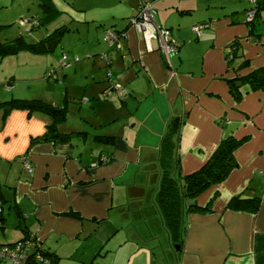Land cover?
Listing matches in <instances>:
<instances>
[{"label": "crops", "instance_id": "obj_1", "mask_svg": "<svg viewBox=\"0 0 264 264\" xmlns=\"http://www.w3.org/2000/svg\"><path fill=\"white\" fill-rule=\"evenodd\" d=\"M51 1L73 23L66 27L79 35L69 58L66 55L72 65L63 70V78L69 83L77 76L85 77L83 94L88 98L79 101L78 119L71 123L66 119L59 126L61 133H76L66 143L33 142L45 132L47 120L41 115L12 110L4 116L0 111L1 230L5 233L3 206L8 203L21 232L0 246L29 233L58 257L56 264L63 259L62 253L84 246H89L85 257L90 260L110 252L108 242L113 239L121 247L119 236L127 224L144 222L138 237L162 239L164 249L176 253V264H264V92L243 88L236 102L225 81L264 67V35L256 32L258 40H250L244 11L248 7L238 10L226 3L213 4L215 0H151L157 23L169 30L178 45L177 53L167 60L158 41L145 42L127 25L141 0ZM39 3L0 0V11L10 15L5 21L0 18V27L15 24ZM205 22L200 36H195L192 28ZM108 28L124 32L112 49L103 41ZM19 30L15 38H0V42L19 37L33 41L30 33ZM38 34L37 39L42 37ZM236 40L239 57L232 66L237 72L228 69L226 62V49ZM47 56L26 51L2 56V79L10 87L0 90V99L14 95L13 83L22 74L25 78L20 81L29 83L43 82V73L51 69L58 76ZM35 72L39 77L33 79ZM115 85L128 95L101 99ZM175 117L183 121L178 146L182 175L199 170L227 135L249 140L234 153L238 167L196 198L203 207L217 193L212 211L184 214L183 235L171 241L154 199L160 142L168 121ZM94 136L115 140L104 145ZM236 195L259 198L258 211L226 209ZM150 247L148 264H156L152 242Z\"/></svg>", "mask_w": 264, "mask_h": 264}, {"label": "trees", "instance_id": "obj_2", "mask_svg": "<svg viewBox=\"0 0 264 264\" xmlns=\"http://www.w3.org/2000/svg\"><path fill=\"white\" fill-rule=\"evenodd\" d=\"M39 1L43 17H36L38 25L34 28L41 26L45 27L48 22L62 13L55 7L51 0ZM250 8L251 5L244 10L245 13ZM256 9V15L251 22H246L245 18V23L251 38L250 40L254 41L258 40L260 36L259 34H256V23L261 18V14L264 11V0H258ZM136 15L137 10L136 14L130 19L135 18ZM130 19L127 23L128 26H130ZM203 24H206V22L202 23V25ZM67 31H69V29L66 26H60L51 31L43 40L34 44L26 43L22 37L3 43L0 42V57L14 55L20 51H29L35 55L53 53L59 46L62 37ZM114 31L118 36H121L124 33L123 31ZM228 47L230 48V52L226 53V62L228 69L232 70L234 69L232 66L234 60L239 57L237 53L238 41H234ZM245 65L246 63L244 62L242 67ZM234 70L237 72L238 69L235 68ZM52 73L55 74L54 71H52ZM225 81L228 86V92L231 94L232 98L238 102L244 94V91L242 90L243 88L249 89L250 91L260 90L264 92V67L258 68L245 76H234L230 79L227 78ZM126 96L119 99H124ZM12 110H25L29 115L38 114L46 118L47 124L44 134L33 142L41 141L54 144L66 143L70 142L72 137L76 135V133L65 134L59 131V126L67 119V110L64 106H55L39 99L25 100L15 98L0 103V111H2L4 116ZM182 124L183 121L178 117L172 118L168 121L166 131L160 142L157 160L159 184L155 193L154 201L162 217L164 228L171 241H176L179 238L181 239L183 235L185 227L183 224L184 214L208 213L212 211V203L217 198V193H215L210 198L207 205L203 207L196 204V198L210 187L222 183L228 177L230 172L238 167L234 158V153L249 140V137L236 139L231 135H227L221 140L211 157L199 170L188 175H182L180 172V153L178 152ZM84 134L86 133H82V135ZM94 139L104 145H109L113 144L115 137L94 136ZM0 203L2 206L3 203L1 200ZM259 207V198L253 197L251 199H244L241 195L232 197L226 205V209L228 210L245 211L250 213H256ZM30 237L31 235L29 233H25V236L21 240L5 246L15 245L18 242L28 240ZM41 254L44 258L49 259L50 264H56L58 257L47 252L43 248ZM27 264L40 263L34 259V256H31Z\"/></svg>", "mask_w": 264, "mask_h": 264}, {"label": "rangeland", "instance_id": "obj_3", "mask_svg": "<svg viewBox=\"0 0 264 264\" xmlns=\"http://www.w3.org/2000/svg\"><path fill=\"white\" fill-rule=\"evenodd\" d=\"M227 4L228 7L237 8L238 10H242L246 6L249 7L250 4L248 0H215L213 4ZM214 6V5H212ZM38 15L42 18L43 14L39 6H33L29 10H26L25 14L21 17L17 18V22L15 24H11L7 28L0 27V38L3 40L6 39H13L18 36L21 30H26L27 34L33 40L32 42L28 43H36L39 42L40 39L51 31L56 29L59 26H68L69 24L72 26L73 23H70L69 18L66 14H59L57 17L53 18L50 22H48L45 28L38 27L35 30L31 29L32 26L30 23H26L25 20L30 18H36ZM10 16V15H8ZM8 16L0 11V18L4 17V21L7 20ZM39 18V17H38ZM72 28V27H71ZM6 31V32H5ZM256 32L259 34L264 35V11L261 14V18L256 23ZM38 33L42 34V37L38 38ZM8 35L10 37H8ZM82 35V40H84L83 32H80ZM29 40V39H28ZM43 40V39H42ZM79 41V35L77 31L69 30L67 31L64 36L62 37L59 46L54 50L53 53L48 54V56L52 60V64L56 66L58 76L54 80H46V76L52 73L51 69L49 72L43 73L42 81H35L33 83L24 82L23 80L20 81L22 78H25V74L17 76L15 83L16 84L14 95H7L5 99H0L2 101H9L15 98L25 99V100H33L39 99L48 104H53L55 106H64L67 110V122L71 123L74 118L78 119L80 117V103L79 101L81 98L85 97L88 98L87 95L83 94V90L85 88V80L77 76L74 78V81L69 80V83L66 82V79L63 78V68L60 67L59 61L61 60L62 56L65 54L69 58L71 52L69 51L70 47L74 45V43ZM104 41V40H103ZM104 43L108 46V44L104 41ZM109 49H112L109 47ZM71 50V49H70ZM26 53H30L26 51ZM29 55V54H28ZM47 56V57H48ZM78 54L74 55V58L78 59ZM73 58V59H74ZM1 60V57H0ZM78 61V60H77ZM68 69V68H67ZM72 71V69H69ZM82 71V70H81ZM38 72L32 74V78H38ZM68 77V74H67ZM83 82H82V81ZM19 82V83H18ZM73 84H75L73 86ZM49 86V87H48ZM9 83H6L5 80L2 79V72L0 70V90L9 89ZM11 90V89H10ZM71 92L72 95H69ZM101 99L102 94L100 95ZM111 99V98H109ZM109 99H104L105 101H111ZM113 101V99H112ZM6 191V189H5ZM7 194L10 198L9 202L12 203V197L9 195V191L7 190ZM4 208V218L6 219L5 225V233L2 232V225L0 222V243L3 240H15L17 235L21 232L17 228L18 225V218L17 214L13 208H9V204H5ZM145 226L144 222H135L134 225L127 224L124 228V231L121 232V236L119 238L122 239L121 247H119L120 243L116 240H111L108 242V247L111 248L110 252H107L105 256L97 255L92 256L90 260L88 257H85V253L87 252L89 246H84L82 249L73 253L74 250L67 251L62 253L63 259H61L60 264H148L150 260L149 248L150 242H152V246H154L153 250L155 252L156 257V264H176L175 259V252L172 249H164L163 241L160 238H155L154 240H147L144 237H138L140 230H142ZM92 239H95L92 237ZM124 241V242H123ZM126 241V242H125ZM91 244V242H89ZM116 246V247H114ZM76 247V246H75ZM124 253V254H123ZM90 257V256H89ZM129 259V260H128ZM83 261L84 263H82ZM1 264V263H0ZM5 264V263H4ZM8 264V263H7ZM10 264V263H9Z\"/></svg>", "mask_w": 264, "mask_h": 264}, {"label": "built area", "instance_id": "obj_4", "mask_svg": "<svg viewBox=\"0 0 264 264\" xmlns=\"http://www.w3.org/2000/svg\"><path fill=\"white\" fill-rule=\"evenodd\" d=\"M251 8L246 11L245 18L246 22H251L256 15V5L258 0H248ZM156 11L152 6L151 0H141L137 8V15L135 18L130 19L129 25L133 27L138 33H140L145 42L152 40L158 41L159 49L163 55L169 58L170 55L176 54L178 51L177 43L170 36L168 29L164 28L162 25L157 23ZM26 23H30L31 26L35 27L38 25L37 18H30L25 20ZM205 25H196L192 28V32L195 36L199 37L202 29ZM124 35V34H123ZM123 35L118 36L113 29H107L104 32V41L108 44L109 47H116ZM257 41V40H255ZM227 52H230V48L227 47ZM104 59L107 57L103 56ZM77 61V59H75ZM108 60V59H107ZM60 67L65 69L71 66V63L67 60L66 56L63 55L59 61ZM56 75L51 73L46 76V80H54ZM8 89V88H7ZM128 93L121 85H115L110 87L103 92L102 96L104 99H109L112 96L122 98ZM84 101H87L84 99ZM26 168L29 167L28 162L24 161ZM2 211L0 203V213ZM42 246L40 241L32 236L25 241L18 242L12 246H0V263H10V264H27L29 258L34 256V259L40 264H50L49 259L44 258L41 254Z\"/></svg>", "mask_w": 264, "mask_h": 264}]
</instances>
